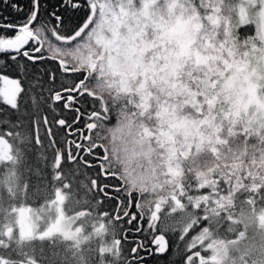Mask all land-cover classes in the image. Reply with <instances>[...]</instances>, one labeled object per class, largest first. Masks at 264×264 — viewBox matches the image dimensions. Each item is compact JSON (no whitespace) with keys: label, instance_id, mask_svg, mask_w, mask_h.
Masks as SVG:
<instances>
[{"label":"snow or ice","instance_id":"1","mask_svg":"<svg viewBox=\"0 0 264 264\" xmlns=\"http://www.w3.org/2000/svg\"><path fill=\"white\" fill-rule=\"evenodd\" d=\"M48 7L0 19V71L50 101L0 74V264H264V0Z\"/></svg>","mask_w":264,"mask_h":264},{"label":"trees","instance_id":"2","mask_svg":"<svg viewBox=\"0 0 264 264\" xmlns=\"http://www.w3.org/2000/svg\"><path fill=\"white\" fill-rule=\"evenodd\" d=\"M46 3L49 5L48 7V11H56V12H62L63 8L61 7V0H46ZM13 4H17L19 5L21 8L24 9L23 12H18L16 11L12 5ZM28 6H29V0H7V2H5V0H0V19L3 18H7L8 22H16L19 23L23 20L24 16L26 15L27 11H28ZM67 15H72L71 12H68ZM79 15H83V13H79ZM7 35L11 36L13 35V33H7ZM7 56L0 54V65H3L4 62L7 60ZM11 63V67H8L6 70L0 71V74L2 75H7L11 78H15V79H20L21 80V86L24 87L26 89L25 93L21 94V97L18 98V102L21 105V109H27L29 112L32 111V100H31V94H35L37 102L39 104V106L41 108L46 109V106L48 103H50V101L48 100V96L47 93H44V98L41 100L40 96H41V92L40 89L37 87H31L29 90V86L30 84L33 82V75L32 73L36 72V65L34 64H27V72H21L20 69H18L15 65L14 62H10ZM22 64H24V61H21ZM51 67H53V69L55 68V65H51ZM42 83L45 84L46 87H52V85H48L47 84V77H44V80L42 81ZM0 86H2V83H0ZM56 107L58 110L62 109V105L57 103ZM81 111H84L83 108H81ZM3 114H8L11 115V109L9 106H7L2 98H0V118L3 117ZM72 115H74V113L72 112H68L66 114L63 115L62 118H70ZM49 118L51 119V114H49ZM116 122V118L113 115L112 120H111V124H115ZM55 130V129H54ZM61 132L63 131V129L60 130ZM75 137H68V139H74ZM68 167H71V165H69ZM67 171V168H66ZM89 174H93L92 170H89ZM83 177H77V180L82 179ZM33 182H35V179L33 178ZM59 186V185H57ZM78 187V185L76 183L72 184V188L73 190H75ZM31 191V190H30ZM54 188L52 187V182L49 179V184L47 188H43L42 186V191L40 193V198L36 199L34 197H32L31 195L26 198V199H21L18 200L16 202V206L17 207H22V206H32L35 207L37 209H40L42 205H44L45 200H52L54 199ZM63 208L65 209L66 215L71 216L74 214V210H78L77 206L73 203L72 199H68L65 201L64 205H62ZM259 207V204H258ZM135 230L133 229V232ZM133 238L139 240V239H143V235L141 234H135V236L133 235H129L128 239L132 240ZM133 245L129 244L127 247L131 248ZM142 255L145 256V264H157V261L159 262V264H164V258L162 257H149L146 254L142 253Z\"/></svg>","mask_w":264,"mask_h":264},{"label":"rangeland","instance_id":"3","mask_svg":"<svg viewBox=\"0 0 264 264\" xmlns=\"http://www.w3.org/2000/svg\"><path fill=\"white\" fill-rule=\"evenodd\" d=\"M9 78L15 79V78H11V77H9ZM48 207L51 209V211L46 212L45 215H54L55 209L51 205H49ZM18 208H24L25 210L31 209L32 210L31 212L26 211V215H30V216L33 215L36 210H38L37 208L32 207V206H22V207H18ZM43 226H44L43 222H40V227L42 228Z\"/></svg>","mask_w":264,"mask_h":264}]
</instances>
